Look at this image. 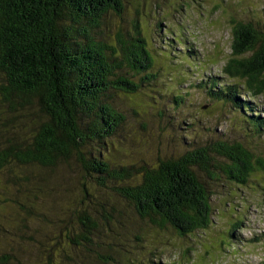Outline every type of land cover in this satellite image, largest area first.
Listing matches in <instances>:
<instances>
[{
	"label": "trees",
	"instance_id": "obj_1",
	"mask_svg": "<svg viewBox=\"0 0 264 264\" xmlns=\"http://www.w3.org/2000/svg\"><path fill=\"white\" fill-rule=\"evenodd\" d=\"M132 2L0 0V176L15 196L0 264H168L150 244L211 227L222 179L264 175V16L231 20L225 78L190 85L208 112H231L217 134L214 114L183 120L189 93L175 88L198 69L195 51L178 37L177 54L159 29L163 44L149 45L136 9L110 34ZM157 54L181 59L173 86ZM239 241L226 231L218 246Z\"/></svg>",
	"mask_w": 264,
	"mask_h": 264
},
{
	"label": "rangeland",
	"instance_id": "obj_2",
	"mask_svg": "<svg viewBox=\"0 0 264 264\" xmlns=\"http://www.w3.org/2000/svg\"><path fill=\"white\" fill-rule=\"evenodd\" d=\"M135 9L139 12L137 19L142 31L146 32L149 45L157 49L163 44L155 37L159 29L165 38L177 41L174 48L177 54L184 50V45L197 53L198 59L190 64H198V69L188 71L185 79L179 80V86L175 88L183 93H189L186 97V109L182 112L183 120L187 121L195 117L201 119L207 126V120L214 114L215 117L212 118L214 122L217 121V117L219 120H224L222 123L219 121L217 126L216 123L211 124L215 127L216 133L228 131L229 121L232 120L231 112L228 109L218 111L217 105V110H214L217 114L208 112L209 108L215 105L205 100V96L199 90L191 89L190 85L198 82L204 75H219L231 51L230 21L243 20L247 16H264V0H224V2L139 0L128 5L122 17L123 21L120 19L109 21L111 35L117 26L129 22L135 14ZM169 31H172L175 37L167 36ZM178 37L184 45L178 41ZM176 56L178 55L171 58L173 63H180L181 59ZM156 61L161 66L163 81L173 86L171 80L173 76H177V72L173 71L174 65L168 55L157 54ZM219 76L225 78L224 75ZM256 102L261 116H264V98H258ZM262 150L264 157V149ZM63 174L64 170L58 177H62ZM252 180H255V184L250 182L245 187L231 186L225 179L221 180L219 186H213V189L217 190L212 199L215 211L211 227L206 231L185 239L178 238L170 232L166 233L167 236L163 240L167 241L162 248L154 244L153 242L156 241L151 238H147L145 244L153 243L150 245L158 250L161 249L162 261L168 264H259L264 261V175L256 174ZM56 181L60 182L58 179ZM7 185V175L3 174L0 176V248L6 242H2L1 238H4L2 235L13 228L10 226V217H13L14 213L11 212L10 204L7 206L6 202L13 200L15 196L9 188L7 189ZM226 231L234 232L239 237L240 241L237 245L218 246L219 239ZM151 237L158 238L154 235ZM256 237L262 240L258 239L252 243L251 240Z\"/></svg>",
	"mask_w": 264,
	"mask_h": 264
}]
</instances>
